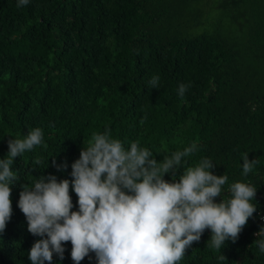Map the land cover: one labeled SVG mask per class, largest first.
I'll return each mask as SVG.
<instances>
[{"label":"trees","instance_id":"16d2710c","mask_svg":"<svg viewBox=\"0 0 264 264\" xmlns=\"http://www.w3.org/2000/svg\"><path fill=\"white\" fill-rule=\"evenodd\" d=\"M18 2L0 0V159L8 140L34 128L44 135L12 165L18 179L0 264H31L32 246L46 238L28 231L18 207L22 186L48 175L71 181L81 149L106 129L126 149L132 142L149 149L157 162L195 142L199 150L184 167L209 158L213 174L228 176L217 203L230 198L232 183L257 189L256 212L235 242L207 248L206 229L178 264H264L253 245L264 227V0ZM156 75L158 88H151ZM181 83L190 85L183 98ZM244 153L257 160L247 176ZM53 161L68 167L58 170ZM164 179L173 182V173ZM70 195L78 211L71 186ZM63 247V260L54 253L51 264H75L71 242ZM80 264H98L95 253Z\"/></svg>","mask_w":264,"mask_h":264},{"label":"clouds","instance_id":"9594fccd","mask_svg":"<svg viewBox=\"0 0 264 264\" xmlns=\"http://www.w3.org/2000/svg\"><path fill=\"white\" fill-rule=\"evenodd\" d=\"M28 3L19 0L17 7ZM149 85L158 88L159 76H153ZM188 87L179 85L181 98ZM43 135L40 128H34L23 139L8 140L7 157L0 159V233L12 216L11 184L18 179L12 170L14 160L42 145ZM198 150L194 142L157 162L138 142L126 149L121 140L111 138L110 129L92 133L87 147L71 165V181L48 175L22 186L18 207L26 217L28 231L46 237L32 246L31 264H51L54 253L63 260V244L69 241L75 264L90 253H95L98 264H178L206 229L212 233L207 248L219 251L225 241L235 242L256 212L252 201L257 189L235 182L228 186L230 198L215 202L228 176L213 174L216 165L209 158L184 167V158ZM242 157L247 176L257 160H249L247 153ZM33 163L40 165L42 160ZM53 164L58 170L68 167L67 162ZM180 168L183 173L176 180ZM170 172L173 182L164 179ZM70 186L78 197V211H72ZM255 235L258 239L253 245L264 253V227Z\"/></svg>","mask_w":264,"mask_h":264},{"label":"built area","instance_id":"2783aa9c","mask_svg":"<svg viewBox=\"0 0 264 264\" xmlns=\"http://www.w3.org/2000/svg\"><path fill=\"white\" fill-rule=\"evenodd\" d=\"M260 219L264 223V215H260Z\"/></svg>","mask_w":264,"mask_h":264}]
</instances>
